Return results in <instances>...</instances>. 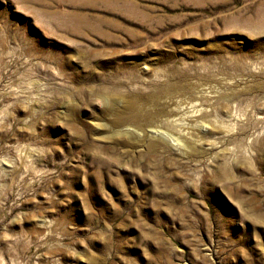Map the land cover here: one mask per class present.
Returning a JSON list of instances; mask_svg holds the SVG:
<instances>
[{
  "label": "rangeland",
  "instance_id": "374dc122",
  "mask_svg": "<svg viewBox=\"0 0 264 264\" xmlns=\"http://www.w3.org/2000/svg\"><path fill=\"white\" fill-rule=\"evenodd\" d=\"M0 264H264V0H0Z\"/></svg>",
  "mask_w": 264,
  "mask_h": 264
},
{
  "label": "bare ground",
  "instance_id": "6f19581e",
  "mask_svg": "<svg viewBox=\"0 0 264 264\" xmlns=\"http://www.w3.org/2000/svg\"><path fill=\"white\" fill-rule=\"evenodd\" d=\"M39 12V11H38ZM54 18V17H53ZM55 19V18H54ZM70 19V18H69ZM65 20V19H64ZM67 23V22H66ZM60 27H62V26H60ZM79 30V29H78ZM86 38V37H85ZM68 40V39H67ZM144 70V69H143ZM128 110V115H131V110L128 108L127 109ZM98 125V124H97ZM151 131V130H150ZM154 131V130H153ZM156 132V131H155Z\"/></svg>",
  "mask_w": 264,
  "mask_h": 264
}]
</instances>
